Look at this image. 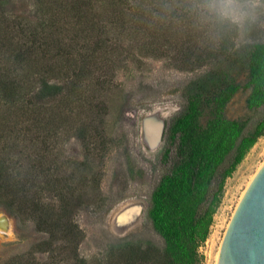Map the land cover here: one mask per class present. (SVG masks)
<instances>
[{
  "label": "trees",
  "instance_id": "trees-1",
  "mask_svg": "<svg viewBox=\"0 0 264 264\" xmlns=\"http://www.w3.org/2000/svg\"><path fill=\"white\" fill-rule=\"evenodd\" d=\"M33 1L25 15L12 12L11 0H0V209L18 232L14 252L0 264H88L74 215L89 181L63 157V132L75 129L92 152L96 135L89 125L104 115L103 94L110 88L105 73L163 59L168 49L179 51L192 69L215 55L209 47L191 49L201 26L211 22L225 43L230 33L205 9L211 0ZM246 58V106L261 110L253 127L246 130L245 121L225 113L240 82L221 71L191 82L158 157L166 169L147 212L164 247L120 243L97 264H204L200 247L226 180L264 135V38L251 44ZM99 138L100 152L92 157L108 148Z\"/></svg>",
  "mask_w": 264,
  "mask_h": 264
},
{
  "label": "rangeland",
  "instance_id": "rangeland-1",
  "mask_svg": "<svg viewBox=\"0 0 264 264\" xmlns=\"http://www.w3.org/2000/svg\"><path fill=\"white\" fill-rule=\"evenodd\" d=\"M33 5V0H11L8 7L14 14L27 15ZM206 7L210 16L222 19L230 33V40L225 43L222 38L219 39L216 27L202 20L207 24L199 28L202 35L198 44L191 49L197 52V47H209V51L215 49L211 60L189 69L179 51L168 49L163 59H144L138 66L126 63L125 67L109 70L105 76L110 88L103 94L105 106L101 108L104 115L89 125L96 135L95 143L91 144L96 146L91 148L94 153L89 152L77 138L75 129L62 134L60 144L68 166L79 168L81 173L88 176V186L81 190L84 194L83 206L74 215V220L84 231L79 248L88 264L104 260L117 245L128 241L135 240L143 248L148 243L161 249L164 247L162 236L154 230L147 215L142 225L125 237H118L110 228L113 213L123 203L134 199L149 202L153 189L166 169L158 161L161 152L155 158H150L141 148L139 123L145 112L162 104L184 105L186 90L191 82L209 72L221 71L242 85L226 105V115L245 121L246 130L251 129L261 115L260 109L247 108L246 98L250 89L245 85L247 52L257 38H264V1L211 0ZM164 35H169L167 30ZM191 49L189 52H193ZM77 118L78 115L72 117L75 120ZM100 135L109 142L108 148L101 157H92V154L100 152ZM263 163L264 135L226 180L224 196L214 215L209 236L200 247L204 264H217L230 218L244 190ZM26 234L31 241V234L28 231ZM17 241L14 218L0 209V261L14 252L10 249L13 248L11 244ZM7 243L9 245L5 247Z\"/></svg>",
  "mask_w": 264,
  "mask_h": 264
},
{
  "label": "water",
  "instance_id": "water-1",
  "mask_svg": "<svg viewBox=\"0 0 264 264\" xmlns=\"http://www.w3.org/2000/svg\"><path fill=\"white\" fill-rule=\"evenodd\" d=\"M183 105L162 104L145 112L139 123L140 144L150 158L163 151L172 119ZM149 202L129 200L112 215L110 228L125 237L142 225ZM217 264H264V163L244 190L226 228Z\"/></svg>",
  "mask_w": 264,
  "mask_h": 264
}]
</instances>
